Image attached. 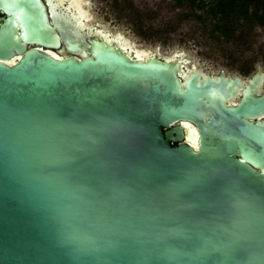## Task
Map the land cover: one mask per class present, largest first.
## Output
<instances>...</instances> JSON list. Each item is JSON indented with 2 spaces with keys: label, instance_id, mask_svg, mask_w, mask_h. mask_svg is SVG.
Wrapping results in <instances>:
<instances>
[{
  "label": "water",
  "instance_id": "1",
  "mask_svg": "<svg viewBox=\"0 0 264 264\" xmlns=\"http://www.w3.org/2000/svg\"><path fill=\"white\" fill-rule=\"evenodd\" d=\"M109 37L0 0V264H264L262 68Z\"/></svg>",
  "mask_w": 264,
  "mask_h": 264
},
{
  "label": "rangeland",
  "instance_id": "2",
  "mask_svg": "<svg viewBox=\"0 0 264 264\" xmlns=\"http://www.w3.org/2000/svg\"><path fill=\"white\" fill-rule=\"evenodd\" d=\"M114 1L119 9L114 4L98 0L97 12L92 11V22L104 24L112 33L120 31L136 49L169 58L184 53L190 63L204 66L211 74L224 70L231 75L239 73L245 76L239 72L236 57L228 50L225 52V47L210 37L203 22L197 17L188 18L192 16L189 8L177 7L174 0H148L146 3L134 0L130 4ZM100 8L104 11L99 13ZM105 16H110L109 20ZM62 21L68 23L67 19ZM251 44L255 51L264 52L263 29L256 30ZM258 66L264 68V63L258 62Z\"/></svg>",
  "mask_w": 264,
  "mask_h": 264
},
{
  "label": "trees",
  "instance_id": "3",
  "mask_svg": "<svg viewBox=\"0 0 264 264\" xmlns=\"http://www.w3.org/2000/svg\"><path fill=\"white\" fill-rule=\"evenodd\" d=\"M174 2L179 8L192 10V16L188 18L197 17V20L202 21L208 28L210 37L224 46L225 52L229 51L236 57L239 72L250 75L256 71L258 62L264 63V52L255 51L251 44L256 37V30L259 28L264 30V0H174Z\"/></svg>",
  "mask_w": 264,
  "mask_h": 264
},
{
  "label": "flooded vegetation",
  "instance_id": "4",
  "mask_svg": "<svg viewBox=\"0 0 264 264\" xmlns=\"http://www.w3.org/2000/svg\"><path fill=\"white\" fill-rule=\"evenodd\" d=\"M41 1L43 2L44 6L46 7L49 22L51 23V25H52L54 17H58V18L59 17H65V18L77 17V18H81V20L87 22V25H89V26L92 25L93 33H96L98 30H102V31L110 34V37L108 39H114V40H116L118 35H119L120 37H122V41H120L121 45L123 44L124 40L126 39L120 31H116V32L112 33L111 31H109L108 29L105 28L104 24L92 22L94 19V14L92 11L97 12V1L98 0H41ZM102 1H104V2L106 1V4L109 3V5L110 4L115 5L114 0H102ZM120 1L124 2V3L126 2V4H130L134 0H120ZM142 1H144L146 3L148 0H142ZM117 6H119V5H117ZM117 6L115 5L116 8H118ZM100 11L103 12L104 10L102 8H100L99 13H100ZM2 16L7 18L6 15H2ZM105 18L107 20H109L110 16H105ZM86 19H87V21H86ZM91 38H93V35L91 36ZM122 47H124V46L122 45ZM32 48L42 49L43 51L50 53L51 55L56 56V57L62 58L65 56H70L68 51H67V48L63 42L61 43L60 47H58V48H47V47H43V46L36 45V44H29L28 49H32ZM180 58L182 59V61L186 60V63L183 62L184 65L186 66V68H185L186 71H188V70L192 71L193 66H195V68H196L195 70H198L199 68L202 69L203 77L209 76L211 78H214L215 76L221 77V75L224 74L225 78L232 80L236 76H238V77H240L243 85L247 84L254 77V75L256 73H258L259 68H262V71L264 73V68L262 66H258L256 68V71H254L252 74H250L249 78H246L245 77L246 75L242 76L239 73L231 75L224 70L220 71L219 74H211V73L206 71L207 69L204 66H199L196 63H190V60L184 56V53L180 54ZM263 94H264V83L261 86V91L258 93V96H261ZM242 97H243V90H241L240 95L238 97H236V99L231 101L230 104L241 103L242 99H243ZM259 121L263 122L264 116L261 118H257L255 120H253L252 122H259ZM182 143H185V141L183 140L180 143H173V145L177 146V145H180Z\"/></svg>",
  "mask_w": 264,
  "mask_h": 264
},
{
  "label": "bare ground",
  "instance_id": "5",
  "mask_svg": "<svg viewBox=\"0 0 264 264\" xmlns=\"http://www.w3.org/2000/svg\"><path fill=\"white\" fill-rule=\"evenodd\" d=\"M128 44L131 46L130 42L129 43L128 42L126 43V45H128ZM122 45L124 46V44H122Z\"/></svg>",
  "mask_w": 264,
  "mask_h": 264
}]
</instances>
